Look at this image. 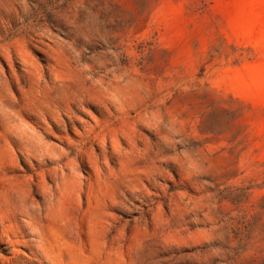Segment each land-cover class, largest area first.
Here are the masks:
<instances>
[{
  "label": "rangeland",
  "instance_id": "374dc122",
  "mask_svg": "<svg viewBox=\"0 0 264 264\" xmlns=\"http://www.w3.org/2000/svg\"><path fill=\"white\" fill-rule=\"evenodd\" d=\"M0 264H264V0H0Z\"/></svg>",
  "mask_w": 264,
  "mask_h": 264
}]
</instances>
